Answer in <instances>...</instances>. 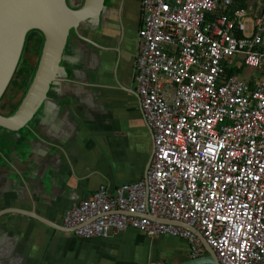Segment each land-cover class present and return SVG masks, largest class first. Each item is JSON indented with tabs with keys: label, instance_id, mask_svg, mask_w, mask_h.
Masks as SVG:
<instances>
[{
	"label": "built area",
	"instance_id": "2783aa9c",
	"mask_svg": "<svg viewBox=\"0 0 264 264\" xmlns=\"http://www.w3.org/2000/svg\"><path fill=\"white\" fill-rule=\"evenodd\" d=\"M232 3L140 0L133 80L150 163L142 179L101 184L64 210L76 236L130 226L184 238L196 257L195 230L219 264H264V0ZM237 56L258 74L254 84L227 71Z\"/></svg>",
	"mask_w": 264,
	"mask_h": 264
},
{
	"label": "crops",
	"instance_id": "0c3cea01",
	"mask_svg": "<svg viewBox=\"0 0 264 264\" xmlns=\"http://www.w3.org/2000/svg\"><path fill=\"white\" fill-rule=\"evenodd\" d=\"M260 1L245 0L243 6L259 9ZM128 21L127 35L119 22L106 36L95 35L105 49L95 48L93 64L79 72L84 81L67 87L74 98L72 103L68 98L59 101L69 106L64 116L45 125L42 138L30 139L40 145L41 165L28 168L25 183L9 184L0 209L29 210L61 225L63 211L87 199L101 184L112 191L143 178L152 138L133 80L138 29H131ZM108 48L120 51L113 53ZM236 59L237 65H226L227 69L254 84L256 71L242 62L238 65L241 56ZM52 137L55 141L50 143ZM0 224V264H145L148 260L174 264L191 257L181 238L162 236L153 242L134 229L105 239H87L16 213L0 217Z\"/></svg>",
	"mask_w": 264,
	"mask_h": 264
},
{
	"label": "water",
	"instance_id": "95a60500",
	"mask_svg": "<svg viewBox=\"0 0 264 264\" xmlns=\"http://www.w3.org/2000/svg\"><path fill=\"white\" fill-rule=\"evenodd\" d=\"M104 1L105 0H84L80 7L71 8L68 6L66 0H0V97L17 68L24 46L23 42L25 41L27 33L30 30H38L43 35L41 53L31 84L12 114H0V127L2 129L19 134V130L23 127L30 128V126L27 125L29 120H34L36 126H34L31 132H34V134L36 133L37 136H39L37 139H40L42 138L40 135V125L51 126L53 121H59L60 116H64L69 106L68 104L66 105L65 102L59 101L68 98V103H72L74 98V94L67 89V87H76L84 81L78 77L80 72L78 69L81 70L84 67L86 69L89 68L93 64V59H95V53L92 51L95 48H104L96 42L98 39L95 35L100 34L102 31V16L104 12L109 10V8L113 9V11L117 8L115 0H106L108 3L110 2L109 7ZM120 1L121 6H118V11H116V13L119 15L122 24V32L127 35L130 31L128 26V20L130 18L125 15L123 8L126 5L125 0ZM138 3L140 6V0H138ZM79 25L92 30L94 33L92 38L82 36L77 29ZM71 28L75 29L78 38L73 41H71V39L68 40L67 50H65L67 44L66 40ZM108 50L113 53L120 51L116 48H108ZM77 65L81 67L79 68ZM75 66L78 69L75 68ZM50 94H52V96H50ZM38 109L40 114H42L40 118L35 115ZM52 140H54L53 137L50 139V143H52ZM36 143L37 140L32 142V140L28 139L26 140L25 148L23 147L21 151L15 154H9L8 157L4 159L6 166L0 170V204L4 203L6 199L7 187L10 183L16 182L14 180L25 183L28 173L27 170H29L28 168L36 165L40 167L41 155L37 152L41 151L39 148L40 145ZM42 156L45 157L43 154ZM149 163L150 160L147 168ZM30 171L32 170L30 169ZM7 181L9 182L7 183ZM7 213L29 216L59 231L73 233L72 229L54 223L32 211H24L20 208L0 210V216ZM162 221L171 224H183L174 220L164 219ZM129 229L139 231L144 236H147V240L149 241L155 236L181 238L169 234L148 236L140 229L130 226L125 230L111 233L107 236L81 238L105 239L111 235L125 232ZM192 231H194L201 240L203 245L202 253L199 256L190 257L188 260L174 264H219L215 252L205 239L199 232L195 230ZM181 239L186 241L187 248L190 250L188 241L184 238ZM151 261L153 260H148L146 263Z\"/></svg>",
	"mask_w": 264,
	"mask_h": 264
},
{
	"label": "flooded vegetation",
	"instance_id": "af4514ba",
	"mask_svg": "<svg viewBox=\"0 0 264 264\" xmlns=\"http://www.w3.org/2000/svg\"><path fill=\"white\" fill-rule=\"evenodd\" d=\"M67 4L71 8H78L80 7L84 0H66ZM108 7L110 6V2L104 1ZM108 3V4H107ZM121 1L120 0H115V4L117 8L113 11V9L106 10L102 16V31L100 32L101 37L106 36L107 30L110 28H113L114 25L118 24L119 26L121 25L119 15L116 13L118 11V6H121ZM126 5L123 7L125 11V15L129 16V20H131V29H138V23H139V16H140V9H139V3L138 0H125ZM119 6V7H120ZM113 15L115 16L116 20L113 19ZM123 15V14H122ZM123 18V16H122ZM130 22V21H129ZM114 24V25H113ZM120 28V27H119ZM79 33L84 36V37H89L92 38L93 36V31L90 30L89 28H85L82 25H79L77 27ZM96 34V33H95ZM78 36L75 32V29L71 28L68 33V37L66 40V43L68 40L71 39V41L77 39ZM42 41H43V35L40 31L38 30H30L25 38L23 50L20 56V59L17 64V68L9 81L7 87L5 88L3 94L0 97V114L2 115H10L14 112V110L17 108L19 105L20 101L22 100L23 96L27 92L32 78L34 76V73L36 71L37 67V62L39 59V55L41 53V48H42ZM30 43L28 48H33L32 50H29L28 57H31V53L35 51L36 54V60L33 63H31L30 59H22V55L24 51H26L27 44ZM67 45L65 46V50H67ZM135 61V59H134ZM77 67H81L80 65H77ZM75 66V68H77ZM78 69V68H77ZM80 71V69H78ZM81 74H78V77H80ZM52 96V94H50ZM35 115H37L39 118L42 117V114H40L39 109L35 112ZM37 117V118H38ZM35 123V124H34ZM27 125L30 126V128L23 127L21 130H19V134H16V132H11V131H5L0 127V170L5 167V158L8 157L10 154H15L18 151H21V149L24 147L26 144V140L31 139L32 136H37V134L34 132L32 133V129H34V126H36V122L34 120H29L27 122ZM44 125H40V131H42V128ZM35 131V130H34ZM26 158V157H23ZM26 162V161H25ZM17 181V180H14ZM9 181H7L8 183ZM3 209H8V208H3ZM1 210V209H0ZM24 210V209H23ZM25 211V210H24ZM29 211V210H28ZM9 214L13 213H7L3 214L0 217H5ZM63 214V213H62ZM21 215V214H20ZM25 216V215H24ZM62 218V215H61ZM62 225V221H61ZM63 226V225H62Z\"/></svg>",
	"mask_w": 264,
	"mask_h": 264
},
{
	"label": "rangeland",
	"instance_id": "374dc122",
	"mask_svg": "<svg viewBox=\"0 0 264 264\" xmlns=\"http://www.w3.org/2000/svg\"><path fill=\"white\" fill-rule=\"evenodd\" d=\"M29 45H30V43H28L26 46H27V48L29 47ZM33 48H28L26 51H24V53H23V55H22V59H26V58H28V59H30V61H31V63H33L34 64V62H35V60H36V50L33 52V54L31 53L30 55H31V57L29 58L28 57V54H29V50H32ZM159 239H160V237H154V238H152V241L153 242H158L159 241ZM185 248H187V246H185Z\"/></svg>",
	"mask_w": 264,
	"mask_h": 264
},
{
	"label": "trees",
	"instance_id": "16d2710c",
	"mask_svg": "<svg viewBox=\"0 0 264 264\" xmlns=\"http://www.w3.org/2000/svg\"><path fill=\"white\" fill-rule=\"evenodd\" d=\"M244 1L245 0H233V2H234L233 6L241 7V6L244 5ZM227 71L230 72V73L232 72L231 69H227Z\"/></svg>",
	"mask_w": 264,
	"mask_h": 264
}]
</instances>
